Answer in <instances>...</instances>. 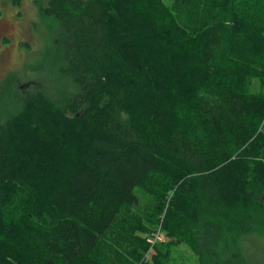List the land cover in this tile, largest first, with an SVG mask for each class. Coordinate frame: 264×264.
I'll return each instance as SVG.
<instances>
[{"label": "trees", "instance_id": "trees-1", "mask_svg": "<svg viewBox=\"0 0 264 264\" xmlns=\"http://www.w3.org/2000/svg\"><path fill=\"white\" fill-rule=\"evenodd\" d=\"M43 12L58 89L14 79L0 102V264H170L182 243L245 264L264 213V0Z\"/></svg>", "mask_w": 264, "mask_h": 264}, {"label": "rangeland", "instance_id": "rangeland-1", "mask_svg": "<svg viewBox=\"0 0 264 264\" xmlns=\"http://www.w3.org/2000/svg\"><path fill=\"white\" fill-rule=\"evenodd\" d=\"M164 1L167 4L172 2ZM48 2L22 0L16 4L12 0H0V102L9 92L8 83L14 79L24 90L43 88L51 94L58 89V74L50 66L55 47L53 40L58 31L55 20L44 15ZM252 88L253 92H259L258 80ZM4 116V113L1 114L0 120ZM136 193L141 199L148 198L140 188L136 189ZM260 216L261 224H256L255 231L243 241L245 264H264V213ZM166 241L162 232L160 242ZM161 248L167 250L166 246ZM171 250L170 264H198L196 254L188 245H173Z\"/></svg>", "mask_w": 264, "mask_h": 264}, {"label": "built area", "instance_id": "built-area-1", "mask_svg": "<svg viewBox=\"0 0 264 264\" xmlns=\"http://www.w3.org/2000/svg\"><path fill=\"white\" fill-rule=\"evenodd\" d=\"M158 240H161L160 233L157 235L156 239L151 240V243L155 244Z\"/></svg>", "mask_w": 264, "mask_h": 264}]
</instances>
